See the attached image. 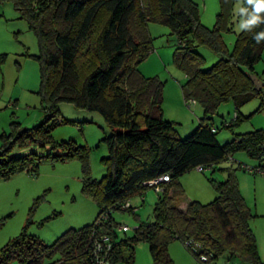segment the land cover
Segmentation results:
<instances>
[{
  "label": "trees",
  "instance_id": "trees-1",
  "mask_svg": "<svg viewBox=\"0 0 264 264\" xmlns=\"http://www.w3.org/2000/svg\"><path fill=\"white\" fill-rule=\"evenodd\" d=\"M10 1L38 40L39 54L34 59L40 68L38 95L46 119L32 129L14 121L11 131L1 135L0 179L33 174L45 158L54 162L79 160L85 170L83 192L96 203L99 214L93 224L67 231L52 245L23 233L0 249V264H95L93 248L104 236L112 240L111 264H134L135 246L140 243L149 245L153 264H175L169 253L174 241L184 245L195 264L201 254L208 258L207 264H218L227 254L245 264H262L250 227L253 215L241 194L234 167L228 170L225 182L213 181L218 197L208 205L186 201L180 179L192 171H214L239 152L259 163L251 173L260 174L256 169H264V130L234 135L232 141L221 145L217 139L220 128L214 124L220 106L233 102L234 118L222 127L234 131L247 119L240 109L256 99L264 100V89L256 90L250 79V75H258L256 65L264 54V39L256 40L264 33V10L255 13L259 21L245 28L231 53L223 33L231 31L233 9L241 0H219L214 29L202 24L200 7L193 0L0 3ZM245 9L246 21L254 14L253 5L246 4ZM149 23L168 27L179 40L173 60L186 79L181 86L185 102L189 108L198 105L204 113L196 131L183 140L177 138L175 124L164 119V83L146 78L139 70L154 52ZM200 46L221 57L207 70L204 58L196 51ZM62 103L99 113L110 130L102 140L109 156L102 161L106 175L99 182L91 178L86 146L72 141L56 143L52 138V132L66 124L58 120ZM32 145L52 146L62 155H10L17 146ZM238 166L248 170L242 163ZM165 175L170 176V182L161 184L162 190L156 192L153 220L140 225L133 236L124 233L120 238L113 214L136 215L131 200L141 197L144 202L153 189L145 184ZM127 203L131 208H124Z\"/></svg>",
  "mask_w": 264,
  "mask_h": 264
},
{
  "label": "rangeland",
  "instance_id": "rangeland-1",
  "mask_svg": "<svg viewBox=\"0 0 264 264\" xmlns=\"http://www.w3.org/2000/svg\"><path fill=\"white\" fill-rule=\"evenodd\" d=\"M199 5L201 22L209 29H214L217 15L220 13L219 0H193ZM252 5L244 1L237 2L231 20L230 32L223 33L228 50L232 53L238 36L245 30L240 25L245 21L240 8ZM148 31L154 52L139 65L140 72L146 78H157L164 83V119L175 124L177 138L190 137L199 127L204 117L198 105L191 108L185 102L181 86L185 83L184 74L174 65V54L179 40L171 30L163 25L149 23ZM196 51L204 58L207 70L214 66L221 57L211 49L200 46ZM39 47L35 34L27 23L20 19L14 4L0 3V137L11 131V124L19 122L24 129L41 125L46 119V112L41 97L40 68L34 56H38ZM256 73L264 81V54L256 65ZM262 107V110L259 109ZM233 102L220 106L214 116V124L220 128L217 139L221 145L233 140L234 135L253 133L264 130V100L256 99L240 109L239 113L247 118L234 131L222 127L233 120L235 115ZM58 120L66 124L58 126L52 132L56 143L74 142L90 150L89 172L92 180L101 181L106 175L103 159L108 155L107 146L102 140L110 135L104 119L99 113L77 110L73 105L62 103L59 106ZM2 142L0 139V151ZM11 156L46 157L62 155V151L52 146L15 147ZM235 161V162H233ZM239 163L255 168L259 165L243 152L231 160L222 162L206 173L192 171L180 179L186 201H197L208 205L218 197L214 182H225L228 170H236L242 196L253 215L250 227L256 238L259 258L264 264V175L238 169ZM85 179L84 166L79 160L57 161L46 159L40 162L33 174L20 173L5 180L0 179V249L23 233L35 237L47 245H52L64 233L71 229H82L93 224L99 214L96 203L83 192ZM158 201L154 189L147 192L144 202L141 197L131 200L136 208V215L129 212H115L113 220L121 226H127V236H133L135 229L150 223ZM185 205L181 210H185ZM120 238L125 236L119 233ZM169 253L175 264H195L193 256L179 241L170 245ZM12 264H17L14 262ZM117 264H126L118 262ZM134 264H153L149 245L140 243L135 246ZM218 264H245L239 258L224 255Z\"/></svg>",
  "mask_w": 264,
  "mask_h": 264
},
{
  "label": "built area",
  "instance_id": "built-area-1",
  "mask_svg": "<svg viewBox=\"0 0 264 264\" xmlns=\"http://www.w3.org/2000/svg\"><path fill=\"white\" fill-rule=\"evenodd\" d=\"M190 105H194L192 102H189ZM202 168H199V170L201 171ZM248 171L253 172L254 168L251 167H247ZM256 171L260 174L264 175V169H256ZM170 182V176L169 175H165L161 178H159L158 180H154L151 182L146 183L145 185L155 189L156 192H160L162 190L161 188V184L163 183H168ZM125 209L131 208L130 203H127L124 206ZM139 229V226L135 229L137 230ZM119 232L121 233H127L129 232V228L127 226H121L119 228ZM113 249V245H112V240L110 238V236H104L102 237L101 241H97L94 248H93V256H94V261L95 264H111V251ZM200 262L198 264H207L208 263V258L201 254L200 256Z\"/></svg>",
  "mask_w": 264,
  "mask_h": 264
},
{
  "label": "clouds",
  "instance_id": "clouds-1",
  "mask_svg": "<svg viewBox=\"0 0 264 264\" xmlns=\"http://www.w3.org/2000/svg\"><path fill=\"white\" fill-rule=\"evenodd\" d=\"M248 3L253 5L254 14H252L249 19L241 23V28H249L251 25L256 24L260 17L255 15V13H259L260 11L264 10V0H248ZM246 11V9L240 8L241 13ZM261 39H264V33H260L256 36L257 41H260Z\"/></svg>",
  "mask_w": 264,
  "mask_h": 264
},
{
  "label": "water",
  "instance_id": "water-1",
  "mask_svg": "<svg viewBox=\"0 0 264 264\" xmlns=\"http://www.w3.org/2000/svg\"><path fill=\"white\" fill-rule=\"evenodd\" d=\"M250 79L253 81L256 90L263 91L264 81L261 80L258 75H256V74L250 75Z\"/></svg>",
  "mask_w": 264,
  "mask_h": 264
},
{
  "label": "crops",
  "instance_id": "crops-1",
  "mask_svg": "<svg viewBox=\"0 0 264 264\" xmlns=\"http://www.w3.org/2000/svg\"><path fill=\"white\" fill-rule=\"evenodd\" d=\"M183 205H185V207H186L187 203H184Z\"/></svg>",
  "mask_w": 264,
  "mask_h": 264
}]
</instances>
